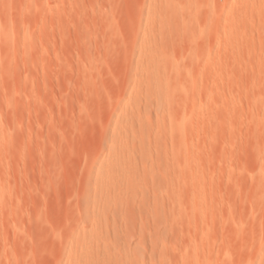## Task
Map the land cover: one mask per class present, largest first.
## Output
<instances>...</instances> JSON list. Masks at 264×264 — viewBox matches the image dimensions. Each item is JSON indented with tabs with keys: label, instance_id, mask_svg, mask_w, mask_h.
Segmentation results:
<instances>
[{
	"label": "rangeland",
	"instance_id": "obj_1",
	"mask_svg": "<svg viewBox=\"0 0 264 264\" xmlns=\"http://www.w3.org/2000/svg\"><path fill=\"white\" fill-rule=\"evenodd\" d=\"M0 264H264V0H0Z\"/></svg>",
	"mask_w": 264,
	"mask_h": 264
}]
</instances>
